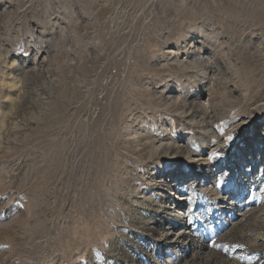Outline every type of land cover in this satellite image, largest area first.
Returning <instances> with one entry per match:
<instances>
[{
	"label": "rangeland",
	"instance_id": "obj_1",
	"mask_svg": "<svg viewBox=\"0 0 264 264\" xmlns=\"http://www.w3.org/2000/svg\"><path fill=\"white\" fill-rule=\"evenodd\" d=\"M0 264H264V0H0Z\"/></svg>",
	"mask_w": 264,
	"mask_h": 264
},
{
	"label": "bare ground",
	"instance_id": "obj_2",
	"mask_svg": "<svg viewBox=\"0 0 264 264\" xmlns=\"http://www.w3.org/2000/svg\"><path fill=\"white\" fill-rule=\"evenodd\" d=\"M205 49L204 48H200V50L196 53V54H194L195 56H204V55H206V56H208V58H211V59H213V55H212V53H204L203 51H204ZM202 61L201 60H199V59H192V65L193 66H199V64L201 63ZM182 65H184L185 67H190L188 64L187 65H185V63H181ZM210 64L211 65H213V66H215V68H216V71L219 73V76L221 77V80H219L220 81V83L224 80L223 78H224V74H223V72H221V70H220V67L218 66V63H216V62H213V63H211L210 62ZM203 70H206V67H204L203 66ZM166 101V100H165ZM186 102V101H185ZM169 103H170V101H169ZM199 107H201L202 108V119L201 120H198V122H197V117L194 115V116H192L193 117V119H194V122L196 121V123H200V124H202V128H201V130H203V131H205V132H207V133H209L210 132V130H212L211 128H212V122L210 121V119H211V115L212 114H214L213 113V111L211 110V108H207V107H202V106H199ZM198 107V108H199ZM197 108V107H196ZM201 110V109H200ZM198 115V114H197ZM204 143H205V141H204ZM203 144V143H202ZM179 215H181V214H179ZM166 232H169V231H164V233H166ZM170 232L169 233H166L164 236H161L162 238L164 237V238H166V239H168L169 237H170ZM193 240V239H192ZM176 244L178 245L179 244V242L177 241L176 242ZM195 242L194 243H192L190 246H188V249H187V251L188 250H190V249H192V248H197L196 246H195ZM210 246H212V245H210V243L209 242H207V244H206V246L205 247H203V246H199L198 247V249H200V250H204V249H207V248H209ZM212 248V247H211ZM182 257V256H181ZM177 259H178V261H183V259L182 258H180V255L179 256H177ZM176 262V259L175 258H173V259H170V263H175Z\"/></svg>",
	"mask_w": 264,
	"mask_h": 264
},
{
	"label": "snow or ice",
	"instance_id": "obj_3",
	"mask_svg": "<svg viewBox=\"0 0 264 264\" xmlns=\"http://www.w3.org/2000/svg\"><path fill=\"white\" fill-rule=\"evenodd\" d=\"M193 71H195V72H202V66H193V69H192ZM181 87V89L183 90V88H184V86L183 85H181L180 86ZM239 134V131L237 132V135ZM233 137H229L228 139H232ZM216 155H218V153L216 154ZM214 186H219L218 184H216V185H214Z\"/></svg>",
	"mask_w": 264,
	"mask_h": 264
}]
</instances>
